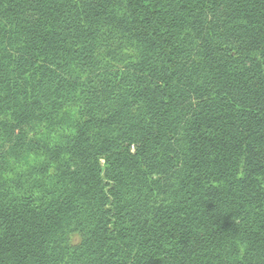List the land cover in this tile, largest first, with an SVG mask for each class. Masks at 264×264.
I'll use <instances>...</instances> for the list:
<instances>
[{
  "label": "trees",
  "instance_id": "trees-1",
  "mask_svg": "<svg viewBox=\"0 0 264 264\" xmlns=\"http://www.w3.org/2000/svg\"><path fill=\"white\" fill-rule=\"evenodd\" d=\"M0 264H264V0H0Z\"/></svg>",
  "mask_w": 264,
  "mask_h": 264
}]
</instances>
